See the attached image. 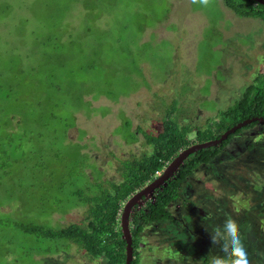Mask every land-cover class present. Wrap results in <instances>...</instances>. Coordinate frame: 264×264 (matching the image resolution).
<instances>
[{"label":"rangeland","instance_id":"obj_1","mask_svg":"<svg viewBox=\"0 0 264 264\" xmlns=\"http://www.w3.org/2000/svg\"><path fill=\"white\" fill-rule=\"evenodd\" d=\"M261 77L264 21L223 0H0V150L22 161L11 179L0 172V264H104L20 226L85 228L81 201L149 152L144 134L167 108L202 129ZM179 190L171 219L144 225L140 264H209L220 257L212 230L230 219L241 235L243 211L264 235V124L242 129ZM259 251L249 264H264Z\"/></svg>","mask_w":264,"mask_h":264},{"label":"trees","instance_id":"obj_2","mask_svg":"<svg viewBox=\"0 0 264 264\" xmlns=\"http://www.w3.org/2000/svg\"><path fill=\"white\" fill-rule=\"evenodd\" d=\"M223 3L237 17L259 18L264 21V6L256 3V1L223 0ZM175 111L174 105L166 109L159 130L155 135L144 134V143L149 148V152L139 158L125 161L119 182H108L107 186H105L106 184L103 186L96 185L98 187L96 194L85 197L81 201L83 206L86 207L88 220L85 228L76 224L58 230L43 229L36 226H20L22 232L34 238L40 237L44 240L72 242L85 252L90 259L102 258L104 264H124L126 244L119 226L122 206L142 187L152 182L156 177L161 176L180 151L193 144L216 140L232 126L250 118H264V77L254 80L233 106L219 113L213 123L209 124L208 122L202 129L179 126L174 118ZM256 124L257 122H254L237 130L218 147L200 150L190 155L169 180L152 191L150 194L152 196L151 200H147V197L143 196L140 201H145L144 206L138 207V202L133 206L129 216V231L132 237L131 264H140L138 250L144 225L170 220L171 214L168 207L178 198L182 183L191 177L198 168L207 165L219 155L233 136L237 135L242 129L252 128ZM190 134L192 139L189 137ZM134 135L130 137L128 143L137 141L136 133ZM81 149V146L75 147L76 154L80 155ZM0 156V172L4 178L11 179L8 172L13 171L11 168L22 161L20 158H17V161L14 159H11L10 162L7 161V156L1 150ZM0 180L3 181L2 178ZM13 181L11 180V183ZM18 181L20 180L16 179L15 183ZM18 184L20 185L19 182ZM247 214V211H243L237 220L239 228L242 229L241 239L250 262V260L259 258V250L264 251V235H262V231L258 232L260 231L259 225H255L253 219L252 221L247 220ZM248 240L251 241L248 242ZM255 248L257 251L253 252Z\"/></svg>","mask_w":264,"mask_h":264},{"label":"water","instance_id":"obj_3","mask_svg":"<svg viewBox=\"0 0 264 264\" xmlns=\"http://www.w3.org/2000/svg\"><path fill=\"white\" fill-rule=\"evenodd\" d=\"M256 3L264 6V0H253ZM254 122H259L264 124V118L262 117H254L248 120H245L241 123H238L232 126L229 130L225 131L218 139L204 142V143H197L193 144L186 149L180 151L177 156L172 160V162L168 165V167L164 170L163 174L157 178H155L152 182L147 184L146 186L142 187L141 190L136 192L133 196H131L125 203L121 216H120V227L121 232L123 235V239L126 244V257L124 264H131L132 261V237L129 231V216L133 209V206L141 200L143 196H147L154 191V189L163 185L167 180H169L178 170V168L182 165L185 159L192 154L197 153L200 150L209 149L212 147H218L223 141L227 139V137L237 130L245 127Z\"/></svg>","mask_w":264,"mask_h":264},{"label":"clouds","instance_id":"obj_4","mask_svg":"<svg viewBox=\"0 0 264 264\" xmlns=\"http://www.w3.org/2000/svg\"><path fill=\"white\" fill-rule=\"evenodd\" d=\"M220 257H210L209 264H249L241 235L230 219H225L212 230L207 241Z\"/></svg>","mask_w":264,"mask_h":264}]
</instances>
